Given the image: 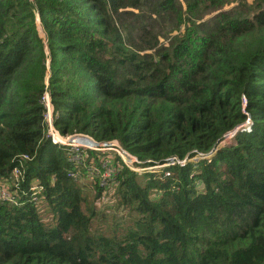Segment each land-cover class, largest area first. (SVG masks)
<instances>
[{"label": "trees", "instance_id": "trees-1", "mask_svg": "<svg viewBox=\"0 0 264 264\" xmlns=\"http://www.w3.org/2000/svg\"><path fill=\"white\" fill-rule=\"evenodd\" d=\"M45 87L62 133L207 155L92 183L46 135ZM23 153L0 264H264V0H0V178ZM86 184L131 208L120 234L91 228Z\"/></svg>", "mask_w": 264, "mask_h": 264}, {"label": "built area", "instance_id": "built-area-1", "mask_svg": "<svg viewBox=\"0 0 264 264\" xmlns=\"http://www.w3.org/2000/svg\"><path fill=\"white\" fill-rule=\"evenodd\" d=\"M38 21L37 17V23ZM40 101L43 105L42 116L47 137L53 143L67 147V156L75 163V167L85 168V179L92 183L96 182L104 185L110 189H113L115 186L117 174L121 166H126L135 172H147L165 164H184L187 159H198L207 155L205 152L198 151L191 157L178 158L176 156H168L163 162H151L150 164L147 163L148 159L144 160L138 157L117 139L96 140L81 132L62 133L54 123L57 113L54 110L47 87L44 88ZM234 132L235 130L227 132L225 139L230 138ZM89 150L94 151L95 158L91 156ZM29 158L30 155L27 153L18 155V163L11 168L9 176L0 178V201L17 202L18 187L21 180L24 179V160ZM70 175L76 177L77 171L71 170ZM30 188L32 189V199L35 201L37 208H40V205H37L40 196L36 195V193L42 187L37 183V180H34Z\"/></svg>", "mask_w": 264, "mask_h": 264}, {"label": "rangeland", "instance_id": "rangeland-1", "mask_svg": "<svg viewBox=\"0 0 264 264\" xmlns=\"http://www.w3.org/2000/svg\"><path fill=\"white\" fill-rule=\"evenodd\" d=\"M249 3H252L253 0H247ZM212 13V12H211ZM207 13L206 15H210ZM38 34L41 36L42 40L45 42V31L41 22L37 23ZM165 37L161 36V41ZM166 40V38H165ZM142 174V173H138ZM139 180H143L141 176L138 177ZM201 187V184H200ZM85 191L87 192V197L93 199L96 209L98 210L99 216L93 217L91 222V228H98V230L108 234H120L122 227L128 223L131 214V208L125 207L123 205L116 204V196L109 197L108 195L102 196V198L93 197L95 189L93 186L85 185ZM154 195H159V192L154 191ZM41 198V197H40ZM40 198H38L37 205H40ZM103 210V211H100Z\"/></svg>", "mask_w": 264, "mask_h": 264}, {"label": "clouds", "instance_id": "clouds-1", "mask_svg": "<svg viewBox=\"0 0 264 264\" xmlns=\"http://www.w3.org/2000/svg\"><path fill=\"white\" fill-rule=\"evenodd\" d=\"M37 17H38V19H39V22H41V21H40V18H39V16H38V14H36V22H37Z\"/></svg>", "mask_w": 264, "mask_h": 264}]
</instances>
